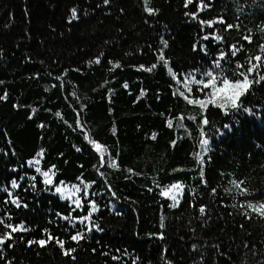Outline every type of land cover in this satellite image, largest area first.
I'll list each match as a JSON object with an SVG mask.
<instances>
[{
	"label": "trees",
	"instance_id": "trees-1",
	"mask_svg": "<svg viewBox=\"0 0 264 264\" xmlns=\"http://www.w3.org/2000/svg\"><path fill=\"white\" fill-rule=\"evenodd\" d=\"M147 6L155 14L145 0H0V219L30 229L11 233L0 264H264V216L242 207L264 202V81L238 98L195 84L189 95L184 81L208 83L209 71L242 81L237 64L254 56L264 75V0ZM177 182L184 192L169 207L162 189ZM10 232L0 225V237Z\"/></svg>",
	"mask_w": 264,
	"mask_h": 264
},
{
	"label": "snow or ice",
	"instance_id": "snow-or-ice-1",
	"mask_svg": "<svg viewBox=\"0 0 264 264\" xmlns=\"http://www.w3.org/2000/svg\"><path fill=\"white\" fill-rule=\"evenodd\" d=\"M105 3H108L109 0H104ZM148 2L149 0H145V10L150 14H155V10H153L152 8H149L147 5H148ZM189 3L192 2V0H188ZM205 7H207V5H205ZM77 10L74 8L72 9V19H77ZM221 23H223V21H220ZM234 26L233 25H227V28H233ZM235 27H239V25H236ZM261 31H264V27H261L260 29ZM217 42H222V37H219V36H215L213 37ZM205 39H208V37L206 36ZM244 39L248 40L250 43H251V36H246L244 37ZM164 47L166 48L168 45H167V41H163L162 42ZM241 49L240 48H237L236 45H233L231 46V55L233 57L236 56L237 52H239ZM261 51L264 52V46H261ZM227 54L225 53H222L220 58H218L217 60H215L214 62V67L215 68H221V59H225ZM158 59L160 61H163L165 63V65H167V61L165 60V56H164V53H163V50L160 51L159 53V57ZM261 59V57L259 56H254V57H249L248 58V64H249V67H247L246 69L244 68L243 65H240V64H237V69L238 71H236L234 73V75L236 76H239V77H242V81L240 79H237V80H234L232 82H230V80L228 78H223V77H218V76H215L213 75V73L211 71L209 72H205L202 74V76L204 78H206L208 80V83H205L204 79H201V80H197L196 77H195V74L194 73H189L187 74V76H185L184 78V81H185V87H187L188 89V94L190 95L191 92H192V89L191 87H188V85H191V84H195V85H198L197 87V91H200V92H203L204 89H211V91H209L207 93V95H213V93L217 90L219 91H223L224 89L226 88H237V89H241V91H239L237 94H236V98H238L240 95H244L246 92L249 91L251 85L253 83H260L261 81H264V75H259V71H260V65H257V64H253L252 61L253 60H256V61H259ZM97 63H99V59H97L96 61ZM120 65L117 64L116 67H119ZM156 65H152V68H149L148 70L151 71L153 68H155ZM141 68H143V66H141ZM243 69V70H241ZM168 71L171 73V68L168 69ZM255 71L257 72L258 74V79L257 78H253V79H249V77L251 76L252 72ZM215 81L216 83L213 84L212 82ZM177 83H181V81H177ZM124 87H127V84L124 85ZM180 95L182 96H185V99H187V95H185V93L183 91H180L178 89ZM189 103H192V100H188ZM198 103L201 104V106L203 107L204 105V101H197ZM232 107L236 110H240L243 106L242 105H238L236 103V100L235 98L233 99V102H232ZM245 111H247L246 108H244ZM57 115H59V113H57ZM208 121L207 119H204L203 120V124H207ZM169 126H171V121H169ZM153 139H155V134H153ZM202 144V146H204V149L205 151L208 150V146H209V141L207 139H204L200 142ZM97 149H99V145L96 146ZM40 156L43 155V152H41L39 154ZM199 163L201 164V166L203 165V157L200 156L199 158ZM108 166L110 167H116V163L114 160H112L111 158L108 159ZM34 164H38L39 163V160L37 159L36 161L33 162ZM36 171L37 172H40V168L37 167L36 168ZM203 174V173H202ZM42 175L45 177V184L46 185H53V180L51 179L50 175H49V171H45L42 173ZM52 175H55V173H52ZM33 180H35V177L32 178ZM83 183V182H82ZM245 182L244 181H232V184L235 188L237 189H240V192H241V195H244V194H249L248 193V190L246 188H241V184H244ZM60 184H64L63 181H60ZM54 186V185H53ZM12 187L13 188H17L19 187V184L16 182V181H13L12 182ZM75 190L76 191H80V188L79 186H74ZM87 188V185H85V189ZM55 191L57 193H62V189L61 187L59 186H55ZM215 191V190H213ZM172 193L170 199L173 201V203H171L169 205V207H178L179 206V200H178V195H183V192H184V187L181 183L177 182L171 186H167L165 189H162V194L163 195H168L169 193ZM11 195V194H10ZM87 195V193L85 192V196ZM70 199V197H67ZM12 203L16 204L17 207H21V204L18 200H12ZM73 203L76 205V207H83L82 205V202L80 199H77L75 201H73ZM24 207H27V205H23ZM242 207H246L248 209H251L253 212L255 213H258L259 215L261 216H264V202H259V203H253V202H249L247 203L246 205H242ZM98 211V208L96 207L95 204H92L91 206V210L89 211L88 215L84 216V217H81L80 218V223L84 224L88 221L91 220V217H92V214L94 212ZM199 212L201 214V216L205 215V208L203 206H201L199 208ZM245 216H248L249 214L247 212L244 213ZM64 219H72L70 216L69 217H64ZM0 225H4L6 228H9L11 229V232L10 233H5L3 237H0V246H3L5 244V241L7 240H10L12 237H11V233H15V232H18V231H29L30 229H28L25 225L23 224H20L18 226H13L11 223H6L4 219H0ZM164 225V217H161V226L163 227ZM97 231H101L102 229L99 228L98 225H93ZM88 232H91L92 231V228H88L87 229ZM85 238V235L84 233H80L78 232L77 234L75 235H72L70 237V239L72 241H77L79 242L80 240L84 239ZM51 239V237H50ZM56 243L59 245V247L61 249H64V241L63 240H60V239H56ZM29 244H39L40 246H44L46 244V240H39V241H29ZM10 246V245H9ZM76 249H68V250H65L64 251V255H70L72 252H75ZM74 259V257H73Z\"/></svg>",
	"mask_w": 264,
	"mask_h": 264
},
{
	"label": "rangeland",
	"instance_id": "rangeland-1",
	"mask_svg": "<svg viewBox=\"0 0 264 264\" xmlns=\"http://www.w3.org/2000/svg\"><path fill=\"white\" fill-rule=\"evenodd\" d=\"M238 90L239 89H236V93L238 92ZM230 92H231V89H229V88H226L225 90H224V94H223V98H225V93H229L230 94ZM168 196V195H167Z\"/></svg>",
	"mask_w": 264,
	"mask_h": 264
}]
</instances>
